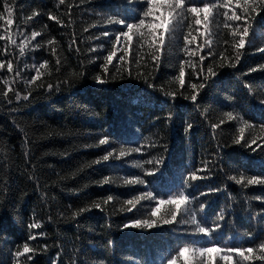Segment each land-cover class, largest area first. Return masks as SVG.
Returning a JSON list of instances; mask_svg holds the SVG:
<instances>
[{"label":"trees","instance_id":"obj_1","mask_svg":"<svg viewBox=\"0 0 264 264\" xmlns=\"http://www.w3.org/2000/svg\"><path fill=\"white\" fill-rule=\"evenodd\" d=\"M260 3L185 0L169 27L163 0H0V264H264Z\"/></svg>","mask_w":264,"mask_h":264},{"label":"snow or ice","instance_id":"obj_2","mask_svg":"<svg viewBox=\"0 0 264 264\" xmlns=\"http://www.w3.org/2000/svg\"><path fill=\"white\" fill-rule=\"evenodd\" d=\"M60 2L63 3L64 0H60ZM147 2L149 3V11L145 13V16H148V15L151 14V9H152V5H153V0H147ZM163 2L169 6V8L171 9V11L169 12V17H170V19L163 20L162 23H163V25H165V26H169V27H170V26H171V25L177 20V18L182 17V16L184 15V12H185V0H163ZM248 4H249V0H245V5H246V6L243 8V11H244L245 13H247V11H248V7H247ZM237 6L239 7V5H237ZM217 7H218L217 5H213V4L205 3V4L203 5L202 8H200V7H195V6H193V7H187L186 11H187L188 13H192V14L196 15V16H197L196 24H197V25H200V24H201V20L199 19V14H200L201 12H203V13H204V20H205V21H209L210 18L214 17V15L217 14V13H216V9H217ZM225 7H227V5H225ZM260 7H261L262 9H264V0H261ZM253 10H255V9H253ZM34 15H36V14H34ZM225 17H226L227 20H232V21H236V20H240V19H242V17L239 16V15H237L235 12H233L232 15L229 16L228 13H227V11L225 12ZM50 18L55 19V17H50ZM120 22H121V23H124L123 21H120ZM8 23L11 24L12 21H9ZM139 23H140L141 25H143V24L145 23V21L142 19V20H140ZM125 27H126V28L129 30V32H130L135 26H134L133 24H125ZM225 27H232V26H231L230 24H227V23H226V24H225ZM165 30H167V27H166ZM248 31H249V30H248L247 27H245V28L243 29V33H242L241 38H240V40H239V45H238V47L242 48V47L246 46V43H247V41H246V37H247V35H248ZM129 32H123L121 35H123V36L127 37L129 40H131L132 37H131V35H129ZM238 32H239V26H237V28L233 30V34H234V35H235V34H238ZM39 35H40V33H38V32H33V33H32V37H33V39H34L35 37L39 36ZM105 35H108V33H105ZM117 40H119V37H117ZM186 42L191 43V41H187V38H186ZM49 43H51V41H50ZM200 47H201V49H202L204 46L201 45ZM261 51H264V49H261ZM209 55H211V53H209ZM114 56H115V52L110 53V54L108 55V57H107V61H108L109 63H111V62L113 61V57H114ZM120 59H123V57H120ZM154 59H155V57H154ZM204 59H205L204 56H201V57H200V60H201L202 62L204 61ZM238 59H239V57H237V60H238ZM3 66H4V65H3L2 63H0V67H3ZM44 66H45V65H42L41 67H44ZM7 67H8V69H9L10 71L12 70V64H11V63H8ZM208 73H209L210 76H214V75H216V73L213 71L212 68H209V69H208ZM180 77H181V79H180V83H181V85L183 86V84H184V82H185L184 79H183V77H184V70H183V67L181 68ZM37 79H38V76L33 77V81H35V80H37ZM97 79H99V78H97ZM101 82H103V81H101ZM191 87H192L193 89H196L197 86L193 84V85H191ZM203 87H204V85L201 84V85H200V88H203ZM19 98H20V97L17 96V99H19ZM25 99H27V97H25ZM191 99H192L193 101H195V100L197 99V94L194 93V94L192 95ZM228 119H229V120L233 119V117H232L231 114H228ZM222 123H223V121H222ZM213 127H215V125H214ZM243 131H244V129L242 128V129H241V132H243ZM236 142L239 143L240 140L238 139ZM104 143H106V141H105L104 139H102V140L100 141V144H104ZM253 143H255V141H253ZM132 151H139V149H128V152H132ZM125 155H126V152H124V151H121V152H120V156H121V157H122V156H125ZM112 156H113V153H108V155L104 156L102 159H103L104 161H107V160H109V158L112 157ZM190 178L193 179V180H195V179H199V178H202V177H197L195 174H193ZM104 182L107 183V182H109V181H108L107 178H106V180H105ZM237 182L239 183L240 181H237ZM125 183H126V184H129V183H143V181H140V180H133V181H125ZM248 184H264V179H261V180L251 179V180H248ZM149 196H151V194H149ZM110 199H111V198H109V200H110ZM186 202H187V197H185V196H179L178 198H175V199H173V198H169L168 201H164V200L159 201L160 204H165V203L174 204V205H176L177 209H179L180 206H181L182 204L186 203ZM105 203H107V201H105ZM127 203L132 204L133 202H132V201H127ZM95 207H96V208H100L101 205H100V204H96ZM81 211H84V210L82 209ZM157 211H158V209H155V208L153 209V211H152L153 216H155V215L157 214ZM74 215H75V213H74ZM172 216H173V219H175V217H176V213H175V212L172 213ZM170 222H171V221H168V220H165V221H164V223H170ZM142 225H143V226H146V227H148V228H152V227L154 226V223H151V222H149V221H143V222H141V221H136L135 224H134V226H142ZM30 227H39V225H38V224H33V225H30ZM197 231H198L199 233H203V234H208V232H209V230H208L207 228H205V227H199V228L197 229ZM30 239H34V237H30ZM260 248H261L262 250H264V245H260ZM31 251H32V249H30V248L28 247V245L25 244V246H24V248H23V251L17 253V256L27 254V253H29V252H31ZM189 251H190V250H189L188 248L181 249V250H180V256H185V254L188 253ZM194 251H198V252L201 254V256H203L205 253H209V252H216L217 254H220V253H221V249H219V248H215V247H214V248H206V249H205V248H201V249L194 250ZM254 251H255V250L252 249V248H248V249H246V250H244V249H229V250H228V252H230V253H235L236 255L243 257V259H244L245 261H249V260L252 259V256H251V255H245V252L251 254V253H254ZM30 258H31V257H29V259H30ZM219 259H220V260H223V261L225 262V264H231V261H232V257H231L230 255H219ZM259 259L264 260V256L259 257ZM237 264H240V262L237 261Z\"/></svg>","mask_w":264,"mask_h":264}]
</instances>
